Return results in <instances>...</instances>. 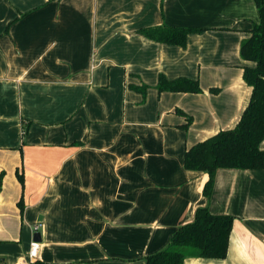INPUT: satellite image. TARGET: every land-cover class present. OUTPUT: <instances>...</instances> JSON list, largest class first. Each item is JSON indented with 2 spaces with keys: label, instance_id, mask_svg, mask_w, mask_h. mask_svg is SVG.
Segmentation results:
<instances>
[{
  "label": "crops",
  "instance_id": "obj_1",
  "mask_svg": "<svg viewBox=\"0 0 264 264\" xmlns=\"http://www.w3.org/2000/svg\"><path fill=\"white\" fill-rule=\"evenodd\" d=\"M257 21L253 0H0V264H144L163 250L206 205L186 150L249 102L240 47ZM160 26L204 31L185 47L141 33ZM160 76L202 93H159ZM208 208L234 218L226 257L183 264H264V170H218Z\"/></svg>",
  "mask_w": 264,
  "mask_h": 264
},
{
  "label": "trees",
  "instance_id": "obj_2",
  "mask_svg": "<svg viewBox=\"0 0 264 264\" xmlns=\"http://www.w3.org/2000/svg\"><path fill=\"white\" fill-rule=\"evenodd\" d=\"M258 21L250 31V37L240 47L243 60L254 64L243 69L242 79L251 88L249 102L234 128L219 131L208 139L186 150L183 168L189 172L208 176L202 195L206 205L195 210L193 220L180 226L161 251L143 259L144 264H183L188 257L224 259L234 218L229 215H213L208 203L218 170H264V0H253ZM204 31L198 28L153 27L142 30L145 38L159 44L185 47L190 34ZM157 90L170 93L200 94L197 80L179 78L167 80L160 76ZM215 94L217 90H210ZM183 128H188L192 118L187 117ZM23 183V180L20 179ZM22 200L19 204L21 205Z\"/></svg>",
  "mask_w": 264,
  "mask_h": 264
},
{
  "label": "built area",
  "instance_id": "obj_3",
  "mask_svg": "<svg viewBox=\"0 0 264 264\" xmlns=\"http://www.w3.org/2000/svg\"><path fill=\"white\" fill-rule=\"evenodd\" d=\"M38 253H39V243L32 241L30 243L29 250L27 253V262L34 263L37 260ZM24 263L25 262H23V264ZM19 264H22V263H19Z\"/></svg>",
  "mask_w": 264,
  "mask_h": 264
},
{
  "label": "water",
  "instance_id": "obj_4",
  "mask_svg": "<svg viewBox=\"0 0 264 264\" xmlns=\"http://www.w3.org/2000/svg\"><path fill=\"white\" fill-rule=\"evenodd\" d=\"M34 242H37V243H39L40 241H41V238H40V235L39 234H35L34 236H33V239H32Z\"/></svg>",
  "mask_w": 264,
  "mask_h": 264
}]
</instances>
